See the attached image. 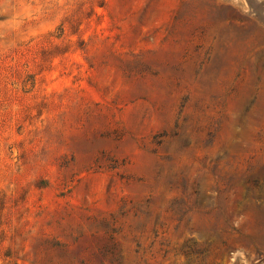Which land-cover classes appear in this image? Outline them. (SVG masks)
<instances>
[{
	"label": "rangeland",
	"instance_id": "1",
	"mask_svg": "<svg viewBox=\"0 0 264 264\" xmlns=\"http://www.w3.org/2000/svg\"><path fill=\"white\" fill-rule=\"evenodd\" d=\"M0 264H264V0H0Z\"/></svg>",
	"mask_w": 264,
	"mask_h": 264
}]
</instances>
